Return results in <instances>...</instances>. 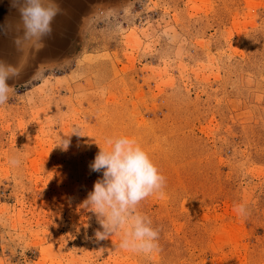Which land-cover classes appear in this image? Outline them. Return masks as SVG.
I'll return each mask as SVG.
<instances>
[{
    "label": "rangeland",
    "instance_id": "obj_1",
    "mask_svg": "<svg viewBox=\"0 0 264 264\" xmlns=\"http://www.w3.org/2000/svg\"><path fill=\"white\" fill-rule=\"evenodd\" d=\"M52 1L55 34L19 46L14 22L5 41L21 71L0 107V264H264V0ZM108 137L166 178L138 207L158 253L95 239L83 201Z\"/></svg>",
    "mask_w": 264,
    "mask_h": 264
},
{
    "label": "clouds",
    "instance_id": "obj_2",
    "mask_svg": "<svg viewBox=\"0 0 264 264\" xmlns=\"http://www.w3.org/2000/svg\"><path fill=\"white\" fill-rule=\"evenodd\" d=\"M11 7L19 12L23 27V37L17 39V45L39 47L42 37L51 32L57 6L52 0H11ZM19 75V68L0 62V107L8 103L10 93L15 91L7 81ZM72 134L80 136L75 130ZM104 143L107 150L100 148L89 165L92 172H102V178L94 182L92 191L83 201V206L95 214L102 229L95 231V239L104 241L122 233L120 249L144 255L158 253L159 230L151 226V219L138 207L150 196H164L166 178L135 139L108 137ZM70 145V139L60 138L59 146L65 151ZM23 155L10 156L9 165L20 167ZM234 211L241 219L250 215L245 204L234 205Z\"/></svg>",
    "mask_w": 264,
    "mask_h": 264
},
{
    "label": "crops",
    "instance_id": "obj_3",
    "mask_svg": "<svg viewBox=\"0 0 264 264\" xmlns=\"http://www.w3.org/2000/svg\"><path fill=\"white\" fill-rule=\"evenodd\" d=\"M57 16H58V12L57 15L54 17V19L57 18ZM14 22L17 24H22L20 21L19 12L15 8L11 7V0H0V62H4L7 65L17 67L19 65L13 64L14 56L11 50L9 51V48L5 42L7 40L11 41L13 39L14 32L12 30L13 29L12 26L9 25V23L13 24ZM51 24H57V21L53 20ZM55 30L56 28H53L51 29V32L56 33L57 30L56 31Z\"/></svg>",
    "mask_w": 264,
    "mask_h": 264
}]
</instances>
